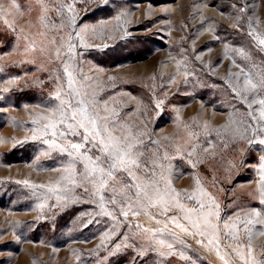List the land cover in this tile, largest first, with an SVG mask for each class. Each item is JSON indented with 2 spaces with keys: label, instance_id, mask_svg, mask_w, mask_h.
<instances>
[{
  "label": "rangeland",
  "instance_id": "374dc122",
  "mask_svg": "<svg viewBox=\"0 0 264 264\" xmlns=\"http://www.w3.org/2000/svg\"><path fill=\"white\" fill-rule=\"evenodd\" d=\"M16 3L19 10L11 0H0L6 10L0 15V264H245L237 253L247 256L248 233L240 224L239 239H233L223 223L254 219L253 209L264 215L259 192L264 163L259 100L264 90L249 109L243 100L251 103L253 94L242 98L232 89L240 91L246 75L253 81L264 77V45L256 38H264V0ZM73 3L75 25L67 11ZM84 25L81 44L75 33ZM70 37L75 45L71 53ZM65 63L79 96L68 88ZM80 99L90 112L107 117L100 123L114 135L126 136L127 125L143 141L136 148L143 153L141 167L132 169L138 180L117 172L103 190L116 221L97 214L99 198L91 180L98 176L83 181L76 175L82 186L69 184L61 177L68 175L72 158L44 143L53 139L50 133L32 139L48 122L41 116L51 115L61 100L75 108ZM56 140L69 149L70 142H83L82 135ZM93 143L99 144L85 142L81 151L103 159ZM75 167L84 172L83 161L77 159ZM25 180L28 185L18 183ZM169 180L184 209L197 208L199 199L208 210L209 197L198 188L215 198L219 220L212 219L219 225V243L203 225L201 236L175 201L157 203L149 189L153 200L137 202L135 183L155 182L163 193ZM57 181L72 189L67 201H57L47 187H31ZM129 201L139 215L129 211L125 218L120 209L128 210ZM249 227L253 255L264 261V236L259 234L264 225ZM105 233L110 239L102 243Z\"/></svg>",
  "mask_w": 264,
  "mask_h": 264
},
{
  "label": "snow or ice",
  "instance_id": "6c2138e0",
  "mask_svg": "<svg viewBox=\"0 0 264 264\" xmlns=\"http://www.w3.org/2000/svg\"><path fill=\"white\" fill-rule=\"evenodd\" d=\"M75 2V0H74ZM12 7L19 10V5L16 3V0H11ZM63 7V5H62ZM5 9L2 4H0V15H3L5 13ZM67 11L69 13H72L70 17V24L75 25L76 24V18L74 13V3L67 5ZM241 11H244V9H241ZM43 20L44 17H41ZM119 19V17H117ZM127 21H125L126 23ZM5 23H8L7 20H5ZM11 26V25H9ZM88 28V25H84L80 31L76 32L75 35L80 39L81 44L84 43V37L81 35V33L85 32ZM15 30V29H13ZM259 40L260 45H264V38H261L259 35L256 37ZM71 37L69 38V44H68V50L71 53L75 45L71 43ZM57 54L59 55V50H57ZM2 71V69H0ZM64 72L67 74L68 80L67 85L68 88L71 90L72 93H75V95L79 96V91L74 87L76 84V78L73 76V72L70 71V65L65 63L64 65ZM14 79H18L14 78ZM85 79H87L85 77ZM111 79V77H110ZM12 81H10L11 83ZM264 90V77H261L258 81H253L251 76L246 75L244 79V86L240 91H237L235 88L232 89L233 92L236 93L237 96L240 97H246L248 93L253 94V99L251 103H248L247 100H243L244 103H247V106L249 109L252 108V105L257 103L255 99V95ZM5 91H8V89H5ZM71 94V93H70ZM60 96V93L57 92V97ZM160 103H157V107H160ZM78 107L73 108L70 102H65L64 100H61L60 104L55 109H51V115L49 116H41L40 119L48 121L47 124L43 125L41 128H38L36 130V133L32 136V139H38L41 137H47L49 133L51 134V137L53 139H45L44 143L48 144L50 148L52 149H58L61 152L67 153L69 157L72 159L69 161L66 171L68 172V175L66 177H61L62 180L66 179L68 180V183L73 186H82L77 185V181L75 179L76 175H81L83 181H88L90 177H96L98 176V181L96 179H92L91 183L93 184L95 188L94 195H98L99 201L97 204V207L99 209L98 215H104L107 217H111L113 221H116V215L115 209L109 210L106 207V201L105 197L103 195V190L109 186L110 181L116 180V173L117 172H124L129 177H131L133 180H138V177L135 175V173L132 171L133 168L139 169L141 167L139 162V157L143 155V153L136 152L137 145H140L143 143V141L139 140L137 136H134L132 133L131 128H129L127 125H124V128H127V135L123 138L116 136L113 134L112 131L109 130L106 124L102 125L100 121L107 120V117H101L98 112H96L94 109L93 111H89V105L85 102L84 99H80L78 101ZM259 113H260V120H264V99L259 100ZM69 109H71V112L69 114ZM59 113L58 116H56V113ZM77 116H79V119H77ZM248 116L251 117V119L256 120L257 117L252 115V112L248 113ZM33 123H36L34 120ZM66 129L64 131H61V126H65ZM226 127V126H225ZM79 129H83V134L79 131ZM261 129L264 130V125H261ZM239 128L237 129V132L239 133ZM246 131V129H245ZM257 129H253V132L255 133ZM68 135L73 136H81L82 135V141L81 143H72L70 142V149L68 146L58 144L56 138L59 136V138L64 139ZM242 137V134H241ZM98 141L99 144L93 143V147H100V151L103 155V159L101 156L93 157L92 155L88 154V151H81L85 148V142H95ZM153 143H159V141H153ZM252 143V141H250ZM260 144H264V139H259ZM47 155V153H45ZM166 156V154H165ZM79 159L83 161L84 164V172L83 173H77L75 164L76 160ZM261 161H264V157H261ZM155 163V162H153ZM261 181H260V187L259 192L262 196H264V163L261 164ZM25 185L29 184V181L25 180L22 182ZM197 184L199 185V181H197ZM136 189L134 195L137 198V202L141 201V198L153 200V196L149 195V189L152 190V193L155 196V202L157 203H163L168 204L169 199L175 201L176 206L184 209V205L179 202L177 197H179L180 193L171 185V181H167L166 189L163 193H161L158 185L155 182H152L150 184H142L140 182H137L133 185ZM33 188H44L47 187L48 191L53 193L56 196L57 201L60 200H68L67 193L70 192L72 189L67 187V185L61 186L60 182L57 181L56 185L54 186H45V185H31ZM126 188H130L131 186L126 185ZM113 192L116 191L115 188L112 189ZM199 192L203 196L209 197V204L207 206V211H205V204L201 202L199 199H197V208H190V209H184L185 211V219L189 220L193 227L196 228L198 231L201 228V225L205 229H212L213 233L216 234L217 237V243H219L218 239V230L219 225L217 223L213 222V217H215L216 220H219V204L216 203L215 198L211 197V194L206 192L203 188H198ZM85 191H88V189H85ZM123 191V189L121 190ZM174 194V195H173ZM195 197V193L191 194L190 198ZM96 203L95 201H93ZM111 203L115 205L117 203L116 199L113 198L111 200ZM261 203L264 204V199L261 200ZM41 208H43V205H40ZM213 208L215 211H213ZM168 209L165 208V211ZM121 214L126 218L129 215V211H131L132 215H139L138 212L132 211V202H128V210H124L123 208L120 209ZM254 219H248L244 218L243 220H237V222L229 224L226 221L223 223V228L226 230L227 234L230 235L233 239H239L238 232H239V225L243 224L244 230L248 233L249 237V243L246 245L247 248V256H245V253L243 251H238V255L241 260H245V264H264V261H258L256 260L255 256L253 255V248L251 244V239L253 236L252 228L249 227V225L255 226L256 224L264 225V215L260 211H257L255 209L252 210ZM195 217V219H194ZM170 219L173 221V223H176L177 218L175 216L170 217ZM92 221H89L91 223ZM178 227L184 228L183 225H177ZM185 231H187L186 228H184ZM199 234L201 236L205 235L204 231H199ZM259 234L264 236V229L259 230ZM110 239V234L105 233L102 237V243L104 240ZM212 241H209L211 243ZM161 243H163L161 241ZM117 248L120 247V245L116 246ZM171 248V245L168 246ZM55 251V250H54Z\"/></svg>",
  "mask_w": 264,
  "mask_h": 264
}]
</instances>
